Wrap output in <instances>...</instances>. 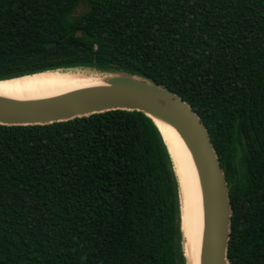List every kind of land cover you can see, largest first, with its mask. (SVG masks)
Instances as JSON below:
<instances>
[{
	"label": "trees",
	"instance_id": "16d2710c",
	"mask_svg": "<svg viewBox=\"0 0 264 264\" xmlns=\"http://www.w3.org/2000/svg\"><path fill=\"white\" fill-rule=\"evenodd\" d=\"M0 0V81L50 71L157 83L201 119L232 210L229 264H264V0ZM250 100V101H249ZM155 123L111 110L0 125V264H185Z\"/></svg>",
	"mask_w": 264,
	"mask_h": 264
},
{
	"label": "water",
	"instance_id": "95a60500",
	"mask_svg": "<svg viewBox=\"0 0 264 264\" xmlns=\"http://www.w3.org/2000/svg\"><path fill=\"white\" fill-rule=\"evenodd\" d=\"M95 75L105 79L106 84L38 101L0 96V125H46L111 110L144 113L162 137L156 120L170 124L189 149L201 180L207 227L200 264H229L227 243L232 210L220 161L199 116L181 97L157 83L121 73Z\"/></svg>",
	"mask_w": 264,
	"mask_h": 264
},
{
	"label": "bare ground",
	"instance_id": "6f19581e",
	"mask_svg": "<svg viewBox=\"0 0 264 264\" xmlns=\"http://www.w3.org/2000/svg\"><path fill=\"white\" fill-rule=\"evenodd\" d=\"M89 73V72H88ZM86 71H50L0 81V96L22 101H38L74 89L104 85ZM171 155L177 176L181 204L183 254L187 264H200L207 219L204 195L193 157L176 129L156 120Z\"/></svg>",
	"mask_w": 264,
	"mask_h": 264
},
{
	"label": "rangeland",
	"instance_id": "374dc122",
	"mask_svg": "<svg viewBox=\"0 0 264 264\" xmlns=\"http://www.w3.org/2000/svg\"><path fill=\"white\" fill-rule=\"evenodd\" d=\"M88 8H89L88 5L84 1L79 0V4H78L77 8L75 9V11L73 13V18L79 17L80 15H82L83 13H85L88 10ZM86 73H88V72L86 71ZM91 74H94V73H91ZM92 76L93 77L95 76L94 78H101L99 76H96L95 74L92 75Z\"/></svg>",
	"mask_w": 264,
	"mask_h": 264
}]
</instances>
